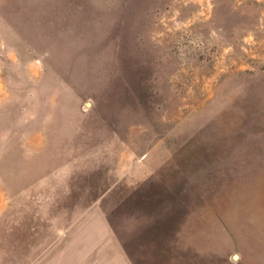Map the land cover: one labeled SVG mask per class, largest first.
Returning a JSON list of instances; mask_svg holds the SVG:
<instances>
[{"label":"rangeland","instance_id":"374dc122","mask_svg":"<svg viewBox=\"0 0 264 264\" xmlns=\"http://www.w3.org/2000/svg\"><path fill=\"white\" fill-rule=\"evenodd\" d=\"M0 264H264V0H0Z\"/></svg>","mask_w":264,"mask_h":264}]
</instances>
